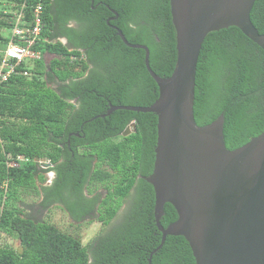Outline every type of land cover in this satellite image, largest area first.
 Instances as JSON below:
<instances>
[{"label": "trees", "instance_id": "obj_1", "mask_svg": "<svg viewBox=\"0 0 264 264\" xmlns=\"http://www.w3.org/2000/svg\"><path fill=\"white\" fill-rule=\"evenodd\" d=\"M37 1L0 0V44L13 27L7 6ZM41 2L43 27L34 49L43 57L27 65V76L0 88V264H195L182 236H167L148 263L161 242L154 189L145 180L153 170L157 116L116 110L98 117L110 106L147 107L159 97L145 52L124 45L112 26L130 44L146 46L151 70L167 78L176 62L170 0ZM111 10L118 17L107 23ZM26 15L31 18V8ZM250 20L264 34V0L255 1ZM45 55L52 56L49 62ZM193 114L200 127L222 115L230 151L264 131V51L235 27L204 39ZM131 123L134 131L123 136ZM42 160L51 166L41 169ZM40 171L54 172L50 184ZM20 192L41 196L42 209L56 205L72 221L90 218L101 228L82 244L48 220L23 213ZM177 219L165 203L161 226ZM9 237L18 239L20 250L8 245Z\"/></svg>", "mask_w": 264, "mask_h": 264}, {"label": "water", "instance_id": "obj_2", "mask_svg": "<svg viewBox=\"0 0 264 264\" xmlns=\"http://www.w3.org/2000/svg\"><path fill=\"white\" fill-rule=\"evenodd\" d=\"M255 1L170 0L176 62L167 78L151 70L146 46L130 44L112 27L124 45L145 52V68L159 91L150 106H110L98 116L116 110L157 116L153 170L145 180L154 189V220L161 242L148 263L167 236H182L195 264H264V131L230 151L224 144L223 116L200 127L193 114L197 63L210 32L235 27L264 51V34L250 20ZM111 12L114 17L109 20L116 19L117 13ZM62 42L66 44L65 39ZM134 129L131 123L122 135ZM41 164L50 166L43 160ZM165 203L174 207L178 219L163 228Z\"/></svg>", "mask_w": 264, "mask_h": 264}, {"label": "built area", "instance_id": "obj_3", "mask_svg": "<svg viewBox=\"0 0 264 264\" xmlns=\"http://www.w3.org/2000/svg\"><path fill=\"white\" fill-rule=\"evenodd\" d=\"M31 8V18H27L26 10ZM43 4L38 0L31 7L25 2L4 15H10L13 27L8 33L7 40L0 44V88L15 76H27V61H39L43 57L39 50L34 49L43 27ZM83 58V54H80ZM75 60L77 56H71ZM23 66V67H22ZM9 163L8 166H15Z\"/></svg>", "mask_w": 264, "mask_h": 264}, {"label": "rangeland", "instance_id": "obj_4", "mask_svg": "<svg viewBox=\"0 0 264 264\" xmlns=\"http://www.w3.org/2000/svg\"><path fill=\"white\" fill-rule=\"evenodd\" d=\"M7 8L8 9H6L5 11L11 10V7L9 5L7 6ZM4 35L6 34L4 33ZM51 58L52 56L45 55V59L47 62H49ZM27 65L32 68L34 64L31 61H27L25 66ZM45 163L50 162L46 161ZM40 168L44 169L45 167L42 165ZM40 174L45 178V184H48L50 179L53 178L52 172L40 171ZM38 185H40V182L38 183ZM98 191L102 193V198H104L106 192L103 189H99ZM20 198L23 202L18 203L17 205L22 209L23 213L28 214L29 217L38 221H42L44 219L48 220L61 231L78 236L82 244H87L101 228L99 222L91 220L90 218L79 223L72 221L67 213L56 205L50 206L49 209L40 208L38 204L41 201L42 197L35 195L34 193L20 192ZM124 208L125 206H122L118 214H122ZM7 243L14 249L20 250L19 241L16 237H9Z\"/></svg>", "mask_w": 264, "mask_h": 264}, {"label": "flooded vegetation", "instance_id": "obj_5", "mask_svg": "<svg viewBox=\"0 0 264 264\" xmlns=\"http://www.w3.org/2000/svg\"><path fill=\"white\" fill-rule=\"evenodd\" d=\"M117 17H118V16H117ZM111 18H113V17H111ZM109 19H110V18H109ZM109 19H108V20H109ZM116 19H117V18H116ZM116 19H113V20H116ZM113 20H109V21H113ZM108 23H109V22H108ZM112 27H114V26H112ZM114 30H115V29H114ZM60 41H63V38H62V39H60ZM49 164H50V163H49ZM41 166H42V165H41ZM50 166H51V164H50ZM50 166H49V167H50ZM52 173H53V177H54V175H55V174H54V172H52ZM52 179H53V178H52ZM52 179H50V181H49V183H48V184H50V183H51Z\"/></svg>", "mask_w": 264, "mask_h": 264}, {"label": "clouds", "instance_id": "obj_6", "mask_svg": "<svg viewBox=\"0 0 264 264\" xmlns=\"http://www.w3.org/2000/svg\"><path fill=\"white\" fill-rule=\"evenodd\" d=\"M63 43V42H62Z\"/></svg>", "mask_w": 264, "mask_h": 264}]
</instances>
